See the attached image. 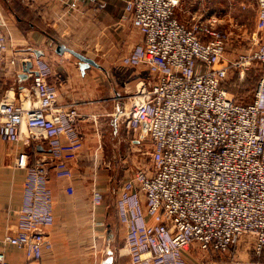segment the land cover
Here are the masks:
<instances>
[{"label": "built area", "instance_id": "built-area-1", "mask_svg": "<svg viewBox=\"0 0 264 264\" xmlns=\"http://www.w3.org/2000/svg\"><path fill=\"white\" fill-rule=\"evenodd\" d=\"M181 1L127 0L114 26L130 23L141 34L138 42L121 45L120 63L155 77L122 109L129 130L122 132L137 146L150 144V164L129 174L114 200L128 264H189L185 254L193 245L222 255L245 234L253 236L255 254L264 249V0H254L253 46L230 59V32L219 28L218 15L199 11L187 24L175 14ZM7 41L0 27V71ZM30 60L34 100L17 102L0 90V138L44 139L54 175L69 179L83 144L80 114L73 103H57L50 63L41 56ZM253 62L260 72L252 98L238 101L225 85L227 73L236 69L241 79ZM12 166L25 171L22 199L2 243L37 261L51 248L48 166L21 150ZM102 198L92 190L93 206ZM0 264H11L4 247Z\"/></svg>", "mask_w": 264, "mask_h": 264}, {"label": "crops", "instance_id": "crops-1", "mask_svg": "<svg viewBox=\"0 0 264 264\" xmlns=\"http://www.w3.org/2000/svg\"><path fill=\"white\" fill-rule=\"evenodd\" d=\"M15 1L19 13L13 10L12 0H0V27L8 38L0 71L1 93L17 102L34 100V95L29 96L32 73L26 79L18 74L23 70V62L35 56L33 49L41 50L40 56L52 67L48 80L57 87V103H73L79 111L77 127L83 144L67 179L54 175L44 139L24 135L19 142L12 143L0 138V249L4 247L11 264H102L107 256V230L112 235L117 231V237L123 232L124 237L125 228L117 220L114 200L128 177L126 142L132 150L137 146L133 135L124 132V149H119L122 131H129L122 109L131 95L155 81L147 70L118 60L121 45L138 42L141 34L130 23L114 29L127 0ZM58 44L93 59L96 65L82 70L72 53L56 51ZM120 69L128 81L125 98L120 93ZM110 144L115 145L114 151ZM18 150L43 159L48 166L54 214V222L47 229L51 248L44 250L37 261L27 260L16 247L2 243L4 234L15 226L22 199L25 171L12 166ZM68 186L71 192L66 191ZM93 189L103 195L101 203L95 206L91 203ZM252 243L253 236L249 234L238 239L225 254L200 251L193 245L185 256L189 264H264V249L255 254ZM122 247L113 252L115 264L129 263Z\"/></svg>", "mask_w": 264, "mask_h": 264}, {"label": "rangeland", "instance_id": "rangeland-1", "mask_svg": "<svg viewBox=\"0 0 264 264\" xmlns=\"http://www.w3.org/2000/svg\"><path fill=\"white\" fill-rule=\"evenodd\" d=\"M188 1H181L179 7L176 8V16L187 24H191L193 21L192 15L199 11H204L208 16L211 14L218 15L220 29H227L230 32L229 44L226 49V59H230L239 53L247 51L253 46L252 34L255 31V18H256V5L254 0H200L199 4L190 5L186 4ZM122 65V64H121ZM120 69V93L125 98L128 93L125 94L124 90H129L127 85V78L124 74H121ZM124 71V70H123ZM127 72V70L125 71ZM260 72V66L258 63H251L250 67L245 71L243 78H239L237 70L231 69L228 71L225 85L233 97L238 101H248L252 98L255 82ZM110 75V73H109ZM108 76V75H107ZM128 107V103L126 105ZM121 131H119V134ZM124 132L121 133L119 140L121 146L119 149L123 150ZM135 149L130 148L129 142H126L124 159L129 169L127 171L128 176L134 170L144 167L150 164V144L134 146ZM110 148L113 150L115 145L110 144ZM118 149V150H119ZM109 150V147L106 151ZM114 151V150H113ZM112 151V152H113ZM117 153L118 151L115 150ZM123 152V151H122ZM111 154V151H109ZM121 234V235H120ZM249 234L240 236L238 239L247 237ZM111 240V248L115 252L118 247L123 245V232H119L117 237V231L113 234ZM119 238V239H118ZM122 238V240H121Z\"/></svg>", "mask_w": 264, "mask_h": 264}, {"label": "water", "instance_id": "water-1", "mask_svg": "<svg viewBox=\"0 0 264 264\" xmlns=\"http://www.w3.org/2000/svg\"><path fill=\"white\" fill-rule=\"evenodd\" d=\"M64 50L69 51L75 57H77V59L79 60V67L82 70L85 67L89 66L90 64L96 65V62L93 59H91V58H89V57H87V56H85V55H83V54L71 49V48H68V47H66L63 44H58L57 45V47H56V51L57 52L61 53ZM33 53H34L35 57H38V56H40L42 54L41 50H39V49H33ZM31 64L32 63H31L30 59L25 60L23 62V70H22L21 73L18 74V77L24 78V79L28 78L29 77V73L30 74L32 73V71L30 70ZM112 238H113V235H112L110 229H108L107 230V241H108L107 243L108 244L112 240ZM108 244L104 248L105 249V254H107V256L102 261V264H115V261L113 259V252L114 251Z\"/></svg>", "mask_w": 264, "mask_h": 264}, {"label": "trees", "instance_id": "trees-1", "mask_svg": "<svg viewBox=\"0 0 264 264\" xmlns=\"http://www.w3.org/2000/svg\"><path fill=\"white\" fill-rule=\"evenodd\" d=\"M20 1H18V4H20L19 3ZM15 4H17V1H15V0H12V7H13V10L16 12V13H19V11L17 10V8H16V5ZM22 9V8H21ZM20 10V9H19Z\"/></svg>", "mask_w": 264, "mask_h": 264}]
</instances>
